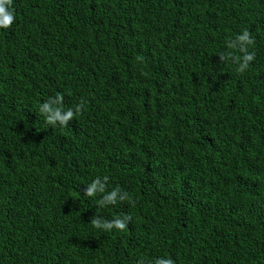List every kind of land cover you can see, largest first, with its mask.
Segmentation results:
<instances>
[{"label": "trees", "instance_id": "obj_1", "mask_svg": "<svg viewBox=\"0 0 264 264\" xmlns=\"http://www.w3.org/2000/svg\"><path fill=\"white\" fill-rule=\"evenodd\" d=\"M0 29V264H264V0H13ZM247 29L244 73L227 42ZM84 104L67 127L38 113ZM97 176L131 200L99 206ZM106 194V193H105ZM98 214L132 217L123 231Z\"/></svg>", "mask_w": 264, "mask_h": 264}, {"label": "clouds", "instance_id": "obj_2", "mask_svg": "<svg viewBox=\"0 0 264 264\" xmlns=\"http://www.w3.org/2000/svg\"><path fill=\"white\" fill-rule=\"evenodd\" d=\"M13 0H0V29H9L15 23V12L13 9ZM255 44V38L251 33L244 29L241 34H238L235 39L227 42L229 49H238L241 56H234L233 52L220 53L219 61L226 62L232 59L234 63L238 65L236 71L244 73L250 62L255 59V51H249V47ZM63 94H57L54 97H50L47 101L42 103L39 107L38 113L43 115L45 122L55 128L56 126L67 127L69 122L79 114H82L84 104L83 102L77 104L75 108L64 109L63 105ZM108 176H97L90 184L84 189V195L87 197H93L97 194H103L102 198L98 201L99 206L115 205L117 201H129L131 200L127 192H121L119 188L112 189L111 191L106 190ZM106 193V194H105ZM132 217L125 214L122 217H117L113 220H105L98 214L93 215L90 224L96 229L112 230L117 229L123 231L127 228L131 222ZM137 264H144L143 260L137 262ZM154 264H175L171 258L160 257L155 259Z\"/></svg>", "mask_w": 264, "mask_h": 264}]
</instances>
